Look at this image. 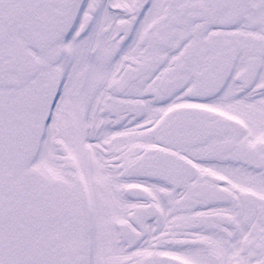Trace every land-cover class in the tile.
<instances>
[{
    "label": "snow or ice",
    "instance_id": "1",
    "mask_svg": "<svg viewBox=\"0 0 264 264\" xmlns=\"http://www.w3.org/2000/svg\"><path fill=\"white\" fill-rule=\"evenodd\" d=\"M0 264H264V0H0Z\"/></svg>",
    "mask_w": 264,
    "mask_h": 264
}]
</instances>
